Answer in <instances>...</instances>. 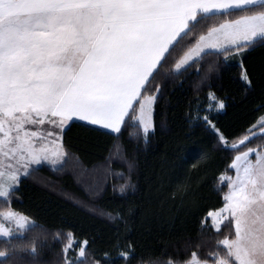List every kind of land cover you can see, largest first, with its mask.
<instances>
[{"label":"snow or ice","instance_id":"6c2138e0","mask_svg":"<svg viewBox=\"0 0 264 264\" xmlns=\"http://www.w3.org/2000/svg\"><path fill=\"white\" fill-rule=\"evenodd\" d=\"M257 47L264 48V0H0V202L8 205L0 211V238L10 245L11 237L40 228L57 243L67 241L63 264H113L111 252L97 254L94 238H80L72 229L49 233L13 210L11 202L23 179L43 167L62 172L71 166L77 175L87 173L65 142L73 127L107 130L118 138L131 125L139 130L137 141L147 144L166 83L187 73L200 77L197 111L193 115L190 109L189 117L213 134L219 150L237 154L217 178L228 189L222 206L201 220L202 233L214 230V247L206 256L192 251L166 264H264V143L248 147L256 139L264 141V115L229 143L214 120L227 105L213 90L211 76L201 77L200 65L204 57H216L209 66L213 73L239 58L240 80L251 92L257 81L243 60ZM178 48L183 54L169 67ZM205 86L209 91L200 101ZM259 86L264 90V75ZM262 108L264 103L257 106ZM123 158L129 179L118 190L126 196L137 191L131 181L137 162L126 153ZM199 159L206 162L208 156ZM174 183L187 194V177ZM89 189L95 192L99 184ZM77 203L117 227L126 224L120 210L103 212L92 201ZM42 247L32 242V264H43L38 259ZM111 247L129 264L133 244L121 250L117 235ZM15 252L14 246L0 251V264H10Z\"/></svg>","mask_w":264,"mask_h":264},{"label":"trees","instance_id":"16d2710c","mask_svg":"<svg viewBox=\"0 0 264 264\" xmlns=\"http://www.w3.org/2000/svg\"><path fill=\"white\" fill-rule=\"evenodd\" d=\"M182 54L183 50L178 48L168 66L172 67ZM216 59L206 56L200 61L201 77L208 73L213 90L225 100L227 107L214 113V120L232 143L264 113V108L257 110V106L264 103V90L259 86L264 75V48L247 52L243 60L257 81V87L251 92L246 91L240 80L239 58L231 61L227 70L218 65L220 71L209 73V66L215 64ZM195 67L193 65L189 72ZM199 83L200 77L187 73L166 83L155 106V132L147 144L137 141L139 130L131 125L124 127L118 138L117 134H108L107 130L96 132L73 127L65 142L80 158L87 173L77 175L71 166L62 172L43 167L23 179L11 202L12 209L31 217L49 233L58 229L67 233L72 229L80 238L85 234L94 238L92 247L97 254L111 252L116 257L113 264H124L111 247L117 235L121 250L129 243L134 245L129 264H153L154 261L166 264L169 258L186 259L192 251L206 256L214 247L215 236L214 230L201 232V220L208 210L222 206L227 186L220 185L217 178L236 152L219 150L213 134L189 117L190 109L193 115L197 111L196 85ZM208 91L206 86L203 87L199 92L200 101H205ZM260 143L264 141L256 139L248 147ZM125 153L137 162L131 173L137 191L121 196L119 186L129 179L128 165L123 158ZM205 154L208 159L201 162L199 158ZM193 164L197 167L193 168ZM231 172L229 169L228 174ZM185 177L190 184L187 194L177 191L174 183ZM169 180L173 183L170 184ZM161 182L164 184L162 189ZM96 183L99 189L90 191L89 184ZM77 201H92L103 212L120 210L126 224L121 222L117 227L100 212H91ZM7 207L0 202V211L7 210ZM10 239L8 245L0 238V251L13 246L16 249L10 264H32L28 252L33 241L38 247L43 245L38 257L43 264H63L61 249L66 240L57 243L51 234L46 236L40 228ZM197 244L203 246L197 248Z\"/></svg>","mask_w":264,"mask_h":264},{"label":"rangeland","instance_id":"374dc122","mask_svg":"<svg viewBox=\"0 0 264 264\" xmlns=\"http://www.w3.org/2000/svg\"><path fill=\"white\" fill-rule=\"evenodd\" d=\"M262 115H264V113L262 114ZM261 116V115H260ZM237 154V153H236ZM235 154V155H236ZM253 159H254V157H253ZM228 175H235V172H234V170H232V172L230 173V174H228ZM228 190V189H227ZM227 190H226V192H227ZM16 211V210H15ZM16 212H18V211H16ZM19 213H21V212H19ZM21 214H23V213H21ZM23 215H25V214H23ZM27 216V215H26ZM29 217V216H28ZM30 218V220H32V221H34L31 217H29ZM210 222V221H209ZM17 236V235H16Z\"/></svg>","mask_w":264,"mask_h":264}]
</instances>
